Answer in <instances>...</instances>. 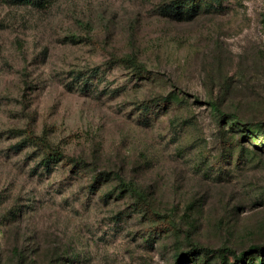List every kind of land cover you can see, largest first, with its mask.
<instances>
[{
    "label": "rangeland",
    "instance_id": "rangeland-1",
    "mask_svg": "<svg viewBox=\"0 0 264 264\" xmlns=\"http://www.w3.org/2000/svg\"><path fill=\"white\" fill-rule=\"evenodd\" d=\"M262 143L264 0H0V264H239Z\"/></svg>",
    "mask_w": 264,
    "mask_h": 264
},
{
    "label": "trees",
    "instance_id": "trees-1",
    "mask_svg": "<svg viewBox=\"0 0 264 264\" xmlns=\"http://www.w3.org/2000/svg\"><path fill=\"white\" fill-rule=\"evenodd\" d=\"M13 1L19 2V3H30L33 0H13ZM34 1L38 4H40L44 0H34ZM197 6H198V4H196V5L192 4L191 6H189V8L187 6V9H176V10L170 9V10H168V12L176 14V15H190V13L192 11H194ZM180 19H182V18H180ZM126 57H128V58H126V59H128L127 61L129 63H131V65H133L135 67V69L137 68L138 71H140V69L143 68L142 64H140L137 60L131 58L130 56H126ZM209 105L213 111H216L219 114L220 117L224 116V113L222 112L221 108H219L218 104L215 101L210 100ZM230 122H231V124H233V127H234L233 129L241 130V128H239L240 125L243 127L244 126L248 127L246 124H243L241 121H239L235 118H232L230 120ZM247 130H248L247 132H249V133H253L254 131H256V129L254 127H248ZM257 131H256V133H257ZM260 145H261V148H264L263 143ZM46 159L48 160L47 162H49L50 160L59 161L62 159V155L60 153L49 154ZM118 179L121 182L123 189H126L127 191H131V192H136V188L134 186H129V185L125 184L120 177H118ZM257 251H263L264 252V245H259V246L252 245L247 250L240 253L238 256L235 255V257H236L235 259L239 260V264H243L245 262V258H244L245 254L250 253L253 255ZM178 260H179V258H178Z\"/></svg>",
    "mask_w": 264,
    "mask_h": 264
}]
</instances>
